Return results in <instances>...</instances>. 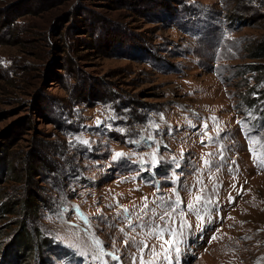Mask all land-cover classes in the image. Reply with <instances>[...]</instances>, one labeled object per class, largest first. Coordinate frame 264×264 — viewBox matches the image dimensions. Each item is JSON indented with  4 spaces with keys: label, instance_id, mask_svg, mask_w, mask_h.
<instances>
[{
    "label": "rangeland",
    "instance_id": "374dc122",
    "mask_svg": "<svg viewBox=\"0 0 264 264\" xmlns=\"http://www.w3.org/2000/svg\"><path fill=\"white\" fill-rule=\"evenodd\" d=\"M156 1L0 0V264H264V0Z\"/></svg>",
    "mask_w": 264,
    "mask_h": 264
},
{
    "label": "snow or ice",
    "instance_id": "6c2138e0",
    "mask_svg": "<svg viewBox=\"0 0 264 264\" xmlns=\"http://www.w3.org/2000/svg\"><path fill=\"white\" fill-rule=\"evenodd\" d=\"M249 116H251V113H249ZM212 119H215V117H213ZM237 123L240 124L242 127L245 126L243 121H237ZM203 127L206 129L208 127V124L205 123L203 125ZM81 142L85 143V144L88 143V141H81ZM250 151H251V149H250ZM121 155H123V154L122 153H116L113 158L116 159V158L120 157ZM259 164H260L261 168H264V155H261L259 157ZM200 203H201V198L199 196H196L194 202H190L187 205V207L190 211L196 212L197 211V205ZM174 204H175V207L172 208L173 212L176 211V208L179 207V205L181 204V200H180L178 195H177V198H176ZM145 207H147V205H145ZM125 211H127V210H125ZM166 215L169 217V219H171V212H166ZM161 219L163 220L164 217H161ZM186 227H188L187 223L183 222L181 224V231L180 232H177L174 229L167 230L168 237H169L168 239H164L166 229H163V228L154 229L152 234L156 235L158 237V239L160 240L161 249L163 250L164 254L162 257L159 256L156 253L155 247L153 246V248L151 249L153 259L149 260V261H145L143 252H144V249L148 248V245L144 244L143 249H141L140 264H154V262L156 260H159V259H162L165 262V264H171V260H172L171 252L174 250L175 253L178 255V253L180 251L179 246H178L179 242H180L179 238L181 235H183V229ZM213 238H215V237H213Z\"/></svg>",
    "mask_w": 264,
    "mask_h": 264
},
{
    "label": "trees",
    "instance_id": "16d2710c",
    "mask_svg": "<svg viewBox=\"0 0 264 264\" xmlns=\"http://www.w3.org/2000/svg\"><path fill=\"white\" fill-rule=\"evenodd\" d=\"M148 2H149L150 4H155V5L162 6V7L165 6V5L163 4V2H161V3L158 2V4H157V1H156V0H148ZM23 205H25V204H23ZM23 207H24V209H26L25 206H23ZM19 235H21V234H19ZM44 264H49V262L45 261Z\"/></svg>",
    "mask_w": 264,
    "mask_h": 264
},
{
    "label": "bare ground",
    "instance_id": "6f19581e",
    "mask_svg": "<svg viewBox=\"0 0 264 264\" xmlns=\"http://www.w3.org/2000/svg\"><path fill=\"white\" fill-rule=\"evenodd\" d=\"M237 189H238V188H237ZM235 193H237V191H236V190L232 191L231 195H232V194H235Z\"/></svg>",
    "mask_w": 264,
    "mask_h": 264
}]
</instances>
